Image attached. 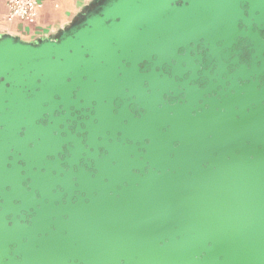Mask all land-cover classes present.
<instances>
[{"label":"water","instance_id":"obj_1","mask_svg":"<svg viewBox=\"0 0 264 264\" xmlns=\"http://www.w3.org/2000/svg\"><path fill=\"white\" fill-rule=\"evenodd\" d=\"M0 264H264V0L0 33Z\"/></svg>","mask_w":264,"mask_h":264},{"label":"crops","instance_id":"obj_2","mask_svg":"<svg viewBox=\"0 0 264 264\" xmlns=\"http://www.w3.org/2000/svg\"><path fill=\"white\" fill-rule=\"evenodd\" d=\"M92 0H90L91 2ZM41 7L36 18L31 20H6L7 7L0 1V9L4 16V27L0 33H10L26 41H35L40 38L56 34L63 29L84 9L76 11L80 0H40Z\"/></svg>","mask_w":264,"mask_h":264},{"label":"built area","instance_id":"obj_3","mask_svg":"<svg viewBox=\"0 0 264 264\" xmlns=\"http://www.w3.org/2000/svg\"><path fill=\"white\" fill-rule=\"evenodd\" d=\"M7 7L6 20H31L37 17L41 7L40 0H0Z\"/></svg>","mask_w":264,"mask_h":264},{"label":"rangeland","instance_id":"obj_4","mask_svg":"<svg viewBox=\"0 0 264 264\" xmlns=\"http://www.w3.org/2000/svg\"><path fill=\"white\" fill-rule=\"evenodd\" d=\"M90 0H80L79 5L76 8V11L78 12V10H81V8L85 5V4H89ZM5 21H4V16H3V12L0 9V31H2L3 27H4Z\"/></svg>","mask_w":264,"mask_h":264}]
</instances>
